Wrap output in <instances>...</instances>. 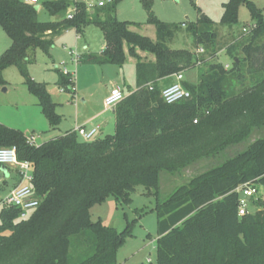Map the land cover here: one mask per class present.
Returning a JSON list of instances; mask_svg holds the SVG:
<instances>
[{"label":"trees","instance_id":"obj_1","mask_svg":"<svg viewBox=\"0 0 264 264\" xmlns=\"http://www.w3.org/2000/svg\"><path fill=\"white\" fill-rule=\"evenodd\" d=\"M119 1L93 12L75 4L68 19L72 1L46 0L41 6L60 19L41 22L37 6L0 0V27L11 40L0 56V87L7 85L4 71L15 66L52 128L62 117L47 83L30 76L32 54L41 50L50 56L57 36L71 29L83 35L86 27L95 25L104 34L106 48L81 55L80 64L122 67L129 57L136 60V90L114 108L113 135L84 142L76 132H68L37 146L21 130L0 124V148L16 147L18 160L31 164L40 200L27 219L20 218L16 207L2 208L0 264H117V250L130 231L93 222L90 210L109 197L130 204L138 186L155 190L157 198L156 264H264V200L256 202L260 210L240 217L237 192L248 183L264 188V137L166 199L159 192L161 172L174 173L198 157L216 155L264 127L263 10L251 0L223 5L220 24H237L239 8L245 6L255 25L226 46L232 61L227 69L216 61L220 50L213 20L204 17L187 26L202 55L172 50L166 44L179 25L159 20L153 0L141 2L146 24L156 29V41L132 29L142 23L116 18ZM139 52L153 59L144 60ZM190 70H197L196 82L184 80L182 85L191 97L165 103L163 89L174 83L175 75ZM55 71L56 85L74 96L72 74Z\"/></svg>","mask_w":264,"mask_h":264},{"label":"rangeland","instance_id":"obj_2","mask_svg":"<svg viewBox=\"0 0 264 264\" xmlns=\"http://www.w3.org/2000/svg\"><path fill=\"white\" fill-rule=\"evenodd\" d=\"M40 1L37 8L38 18L41 22L57 21L60 19V17H51L48 11L41 6L46 0ZM251 1L259 9L263 10L264 13V0ZM226 2L228 0H153V11L156 17L163 22L179 25L180 28L173 39L168 41L166 45L172 50L196 52V40L187 26L191 23L196 24L199 20L206 17L215 22L214 30L218 35L217 42L220 52L216 57V61L224 65L228 64L230 69L232 61L225 54L226 46L236 39H239L244 34L243 29L250 30L254 22L252 21L249 9L241 6L239 8V22L237 24L232 26L220 24L224 11L223 5ZM101 16L103 19L105 18V14ZM116 18L121 22L142 23V27H134L132 29L156 41V29L154 26L146 24L148 15L141 0H120L116 6ZM9 42V37L0 27V52L4 48H7ZM104 42L105 39L102 30L95 25H90L85 28L84 37L77 35L74 29L57 36L53 46L54 58L44 56L41 50L36 51V56L31 55L33 62L29 66L30 76L37 82H50V95L58 103L56 111L65 116L63 118V127H67V124L73 123L75 118L103 108V101L99 97V90L103 77L106 79L108 73L102 70L101 66L79 64L76 61V57L80 53H84L87 47L92 51H100ZM65 49L67 50L65 51ZM67 53L72 55L71 61L63 63L62 60ZM197 54L202 55L201 53ZM146 55L152 56L149 54ZM129 60L131 61L129 64L122 67L116 66V69L120 71L118 76L120 78L123 77L121 80H123V84L126 87V92H128L129 88L136 87L135 63L130 57ZM53 63L56 65H53ZM55 66L61 68L66 67L72 72L73 79L76 83V92L74 95L76 99H74L73 95L65 93L62 88L55 85L53 81L56 75V71H54ZM6 70L3 73V77L8 83L6 86L0 87V118L3 117L6 123H0H4L14 129L23 127L28 130L29 127L26 126L29 124L26 125L25 122H30V119H28L30 113L28 114V112L32 107L30 105L31 102H36V98L29 93L23 78L15 66ZM196 74L197 70H190L185 73L184 80L195 83ZM116 80L118 79L116 78ZM91 81L96 86L91 88L90 91L87 87ZM4 90L7 91L4 92ZM25 103H27L26 108H22ZM17 107L19 108L18 111L16 110ZM31 111L34 112V110ZM37 115L35 114L36 122L42 121L41 119L44 120L43 116ZM31 118H34L32 114ZM38 131L40 129H36L34 134L36 135ZM55 133L57 132H54V130L47 135L43 132L41 140L49 139ZM263 137L264 127L254 129L246 140L232 144L216 155L198 157L174 173L161 172L159 187L161 199H166L177 188L188 183L195 176L243 152L251 143ZM4 168H0V176H4L2 174ZM31 172L33 171L31 170ZM1 187L2 185L0 186V203L2 202L0 205V216L2 208L6 206L2 199L7 196V191ZM261 193L259 199L263 201L264 190H261ZM131 199L132 202L130 204H124L117 201L114 197L107 198L103 203L91 208L92 221H101L107 227L115 228L119 232L124 231L128 227L130 235L126 237L125 243L117 250V264H148L149 262L156 264L158 233L155 210L157 207V198L155 196V190L148 191L143 186H138L136 191L131 195ZM249 209L250 213L255 212L260 210V206L254 201Z\"/></svg>","mask_w":264,"mask_h":264},{"label":"built area","instance_id":"obj_3","mask_svg":"<svg viewBox=\"0 0 264 264\" xmlns=\"http://www.w3.org/2000/svg\"><path fill=\"white\" fill-rule=\"evenodd\" d=\"M73 4L69 7L67 12V18L72 19L75 12V4H84L89 12H93L96 9H101L109 4L115 2V0H71ZM30 4H37L39 0H28ZM253 25L252 27H254ZM251 27V28H252ZM244 34L249 32V29H243ZM203 53V49L198 51ZM80 56L76 57L78 62ZM229 68V65H226ZM65 74L70 73L66 69L62 70ZM71 74V73H70ZM175 82L163 89L161 97L167 104H175L182 100L189 99L191 94L186 90L182 82L184 81V74L179 73L175 75ZM126 98V94L120 86L114 87L109 95L105 98L104 104L108 109H114L120 102ZM99 128L87 129L85 127H79L76 133L80 139L84 142L94 141ZM30 144H34V137H28ZM0 166L1 167H13L17 169L19 174V184L13 188L7 198L4 200L6 206L16 207L20 210V218L27 219L29 215L34 212L40 205V200L37 198L33 189V172H31V164L27 161L20 162L17 158L16 147L0 148ZM261 190L264 188L255 186L248 183L240 186L237 189L239 194V207L238 213L240 217L250 214V205L257 202L260 198ZM254 200V201H253ZM253 201V202H252Z\"/></svg>","mask_w":264,"mask_h":264},{"label":"crops","instance_id":"obj_4","mask_svg":"<svg viewBox=\"0 0 264 264\" xmlns=\"http://www.w3.org/2000/svg\"><path fill=\"white\" fill-rule=\"evenodd\" d=\"M24 2L29 3L28 0H25ZM40 2L41 1L39 0V2L37 4H33V5L38 6L40 4ZM82 37H84V33H83ZM10 46H11V40L8 43L7 48H4V50H2V52H0V56ZM105 48H106V43L105 42L102 45L100 51H98V52L92 51L89 47H87L85 49L86 51L84 53H80L79 56H81L83 54H86V53H92V52L93 53H100L103 50H105ZM66 50L67 49H65V51ZM53 53H54V49L52 48L51 51H50V56H47L44 53L43 54H44V56H47L48 58H54ZM139 54L141 55V57L144 60L145 59L146 60H152L153 59L152 56H148V55H146V54H144L142 52H139ZM33 56H36V52L33 54ZM71 58H72V55H70V53H67V55H65V57L63 58L62 62L63 63H68L69 61H71ZM130 59L133 60V62L135 63V66H136V60L133 59V58H131V57H130ZM32 62H33V60H32ZM32 62H31V64H32ZM130 62L131 61L128 58L126 64H129ZM77 63H79V62H77ZM53 65H56V64L53 63ZM56 68L61 69V70L66 69L68 72H70L72 74V72L68 68H66V67L61 68V67L55 66L54 71L56 70ZM101 68H102V70H104L105 72L108 73V76L106 77V79H105V77H103V80H102V83H101V87H100V90H99V94H100L99 97L103 101V108L102 109H98L96 111L89 112L88 114H86V115H84L82 117L75 118V120H74L73 123L67 124V127H63L64 126L63 125L64 124L63 123V118L65 116L63 114H60V113L57 112L62 117V123L58 127L52 128L49 125V122L47 121V119L42 114L41 107L39 106L38 101L36 99V102L35 101H32L31 104H30L32 106L31 107L32 109L30 108L29 109L30 111L28 112V114L30 113L29 114V117H28V119H30L29 120L30 122H25L23 120L26 123V125L29 124L28 126H26V127H29L28 130H26V128H23V127H20V128L18 127V130H21L27 137H31V136L34 137V144L37 145V146H40V145H42V144H44V143H46V142H48L50 140L56 139L58 137H61V136L65 135L68 132H76V130L79 127H85L87 129L99 128V132L97 133V136H96L95 139L104 138V137H106L108 135H113L114 132H115V127H116V118H115V114H114V109H108V108L105 107V104H104L105 98L109 95L110 91L114 87H116V86H120V87L122 86V89H123L124 93L126 94V96L129 95V94H131L132 92H134L136 90V87L135 88H129L128 92L125 91L126 90V87L123 84V80H121V79H123V77L120 78V76H118L120 71H119V69H116V66L115 65H104V66H101ZM184 76H185V74H184ZM116 78L118 80H116ZM175 80H176L175 77H173V82H175ZM53 81H54V83L56 85V82H57V73H56L55 78H54ZM135 82H136V78H135ZM45 83H47V85H48V87H47L48 88V91L51 94L50 82H45ZM75 85H76V83H75ZM95 86L96 85L93 84L92 81H91L90 82V85L87 88H88V90L91 91V88H94ZM87 88H85V89H87ZM6 91L7 90H5L4 92H6ZM74 99H76V96H74ZM22 103H24V102H22ZM55 103L58 106V103L57 102H55ZM84 103H86V102L84 101ZM26 106H27V103H25L24 106H22V108H26ZM16 110L18 111L19 108L17 107ZM31 110H34V112H32ZM26 111H27V109H26ZM34 113L35 114H38L37 116H43L44 120L41 119L42 121L36 122L35 121V114ZM31 114H32V117H34V118H31ZM0 122H5V120H4L3 117L0 118ZM0 124H2V123H0ZM39 124H40V126H39ZM36 129L37 130L40 129V131H38V133L35 135L34 133L36 132ZM52 130H54V132L56 131L57 133H55L53 136H50L51 138H49V139L41 140L42 139L41 137L43 136L42 135L43 132L46 133V135H47ZM5 169L6 170L3 171V173H2L4 176H2V175L0 176L1 177L0 184L2 185L1 188H4L7 191V196H8L10 194V192L13 190V188H15L19 184V179H18L17 175L15 174L16 171H17L16 168H13V167H7L6 168L5 167ZM13 173H14L15 176L13 175ZM11 180H12V183H11ZM7 196H6V198H7ZM6 198L2 199V201H4ZM1 203H0V205H1Z\"/></svg>","mask_w":264,"mask_h":264},{"label":"water","instance_id":"obj_5","mask_svg":"<svg viewBox=\"0 0 264 264\" xmlns=\"http://www.w3.org/2000/svg\"><path fill=\"white\" fill-rule=\"evenodd\" d=\"M5 91V90H4ZM6 169L4 168L3 171H5Z\"/></svg>","mask_w":264,"mask_h":264}]
</instances>
